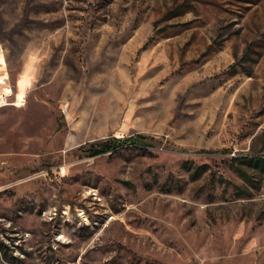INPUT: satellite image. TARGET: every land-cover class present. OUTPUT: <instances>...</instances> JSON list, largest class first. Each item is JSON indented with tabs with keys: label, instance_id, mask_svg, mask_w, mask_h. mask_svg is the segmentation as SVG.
Segmentation results:
<instances>
[{
	"label": "rangeland",
	"instance_id": "obj_1",
	"mask_svg": "<svg viewBox=\"0 0 264 264\" xmlns=\"http://www.w3.org/2000/svg\"><path fill=\"white\" fill-rule=\"evenodd\" d=\"M0 81V264H264V0H0Z\"/></svg>",
	"mask_w": 264,
	"mask_h": 264
},
{
	"label": "trees",
	"instance_id": "obj_2",
	"mask_svg": "<svg viewBox=\"0 0 264 264\" xmlns=\"http://www.w3.org/2000/svg\"><path fill=\"white\" fill-rule=\"evenodd\" d=\"M139 144L144 147L151 145L148 139L144 136H132L125 138L111 137L92 144L90 146V150L93 156H98L114 152L122 147L137 146ZM245 162L248 163V165L264 170V159L262 158H249L246 159ZM201 174L202 170H200V172L197 171L193 177L197 178Z\"/></svg>",
	"mask_w": 264,
	"mask_h": 264
},
{
	"label": "built area",
	"instance_id": "obj_3",
	"mask_svg": "<svg viewBox=\"0 0 264 264\" xmlns=\"http://www.w3.org/2000/svg\"><path fill=\"white\" fill-rule=\"evenodd\" d=\"M13 95L12 88H4L0 93V107L8 104V100Z\"/></svg>",
	"mask_w": 264,
	"mask_h": 264
},
{
	"label": "bare ground",
	"instance_id": "obj_4",
	"mask_svg": "<svg viewBox=\"0 0 264 264\" xmlns=\"http://www.w3.org/2000/svg\"><path fill=\"white\" fill-rule=\"evenodd\" d=\"M4 61V59H2ZM5 62V61H4ZM3 62V63H4ZM0 82H3V81H0ZM24 96H19V99H23Z\"/></svg>",
	"mask_w": 264,
	"mask_h": 264
}]
</instances>
